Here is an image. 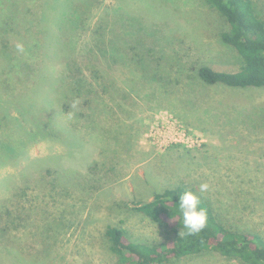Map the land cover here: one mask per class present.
I'll use <instances>...</instances> for the list:
<instances>
[{"label": "rangeland", "instance_id": "374dc122", "mask_svg": "<svg viewBox=\"0 0 264 264\" xmlns=\"http://www.w3.org/2000/svg\"><path fill=\"white\" fill-rule=\"evenodd\" d=\"M253 2L264 20V0ZM89 3L84 27L63 24L53 48L39 23L53 31L68 0H0V105L9 108L0 106V183L8 178L0 187V264H118L105 228L121 226L134 242L164 239L167 228L134 207L183 183L207 184L203 193L226 218L264 233V88L209 85L197 75L200 65L240 67L242 57L221 39L226 20L205 0ZM100 15L109 27L98 47ZM92 51L110 54L109 97L89 107L66 87L58 97L47 87L48 99L30 102L36 107L19 120L13 110L33 91L36 70L64 76ZM53 122L79 136L74 151L63 132L37 134ZM174 264L241 263L204 250Z\"/></svg>", "mask_w": 264, "mask_h": 264}, {"label": "trees", "instance_id": "16d2710c", "mask_svg": "<svg viewBox=\"0 0 264 264\" xmlns=\"http://www.w3.org/2000/svg\"><path fill=\"white\" fill-rule=\"evenodd\" d=\"M56 1L58 2V0ZM74 1H76L75 5ZM89 1L68 0V4L59 8L60 21L51 23L53 31L49 24L43 23L45 22L44 16V21L39 23V31H44L46 35L44 41L49 45H53V48H59L60 36L56 32L62 30L63 24H69L71 25L70 27L75 29L79 25L84 27V22L79 21L82 15L81 7L84 6L85 9H89ZM205 1L228 23V26L221 33L222 42L232 46L242 58L241 65L236 71H219L207 65H200L197 69L198 77L209 85L220 84L241 89L264 88V20L258 16L253 0ZM71 6L74 7L70 9L69 7ZM84 8L82 13H86ZM10 12L13 13L12 10ZM94 24L97 27L93 25L95 31L97 29V36L94 37V40L99 43L98 47L106 45L107 28L109 27L107 17L98 16V20ZM41 25H44V27L41 28ZM38 43V40L34 41V44ZM18 49L20 50L19 47ZM107 52L92 51L91 56L84 58L81 62L70 63V65H67L68 74L64 76L57 77L56 74L49 72L47 74L41 68L36 70L34 73L35 86L33 91L31 89V93L23 96V99L19 101V105H16L17 108H20V111L13 110L17 112L19 120L24 119L26 121L27 114L24 111L28 108L36 107L37 104L30 102L35 103V101L40 100L44 103L48 99L49 91L47 87L54 88L53 94L57 97L60 91L66 87L69 90V94L73 96L71 100H75V102L81 100L83 104L88 106L91 101L95 105L104 101L111 95L108 96L109 92L111 93L110 74L107 69L103 68V65L107 62L106 57H110ZM53 53L54 55H59L58 51H53ZM45 81L49 82L46 84L47 86ZM50 104L52 106L53 101ZM0 106H2L1 111L8 112L9 108L3 107L4 103ZM70 107L72 106L69 102L64 104L62 108L67 111ZM33 122H35L34 118ZM49 129L65 133L66 141L68 140L69 144L73 146V151L80 144L79 136L57 122L51 123L50 126H38L36 132L37 134L46 135L48 134L46 130ZM91 129H95V125ZM2 146L6 152L5 154H9L10 145L8 141H3ZM103 152L100 154L102 155ZM6 179L8 178H2L3 182L0 183V187H3ZM185 190L197 195L201 201L200 206L207 212V226L197 235H184L181 227V218L173 212L176 207L175 203L178 200L177 194ZM12 195H10V199ZM4 210L7 213V223L10 213L8 208ZM134 210L152 223H159L164 226L169 233L164 239L151 243L134 242L126 237L121 226H107L104 235L109 243V251L116 258L118 264H174L181 258L198 255L204 250H213L226 258H235L241 264H264V233L254 231L253 228L248 230L234 221L231 222L195 186L183 183L168 187L161 193H155L151 200L136 205ZM6 230L7 228L4 227L3 231L5 232Z\"/></svg>", "mask_w": 264, "mask_h": 264}, {"label": "clouds", "instance_id": "9594fccd", "mask_svg": "<svg viewBox=\"0 0 264 264\" xmlns=\"http://www.w3.org/2000/svg\"><path fill=\"white\" fill-rule=\"evenodd\" d=\"M19 47V46H18ZM207 184L200 185L203 193ZM178 200L173 212L181 218V227L184 235H197L207 226V212L201 207L200 198L193 192L185 190L177 194Z\"/></svg>", "mask_w": 264, "mask_h": 264}]
</instances>
